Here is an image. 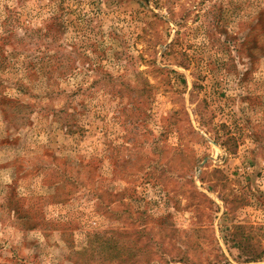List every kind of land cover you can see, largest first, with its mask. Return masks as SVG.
<instances>
[{"label":"rangeland","instance_id":"rangeland-1","mask_svg":"<svg viewBox=\"0 0 264 264\" xmlns=\"http://www.w3.org/2000/svg\"><path fill=\"white\" fill-rule=\"evenodd\" d=\"M0 264H264V0H0Z\"/></svg>","mask_w":264,"mask_h":264}]
</instances>
